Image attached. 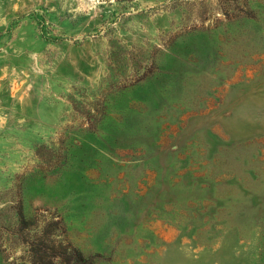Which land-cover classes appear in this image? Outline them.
<instances>
[{"label": "rangeland", "instance_id": "rangeland-1", "mask_svg": "<svg viewBox=\"0 0 264 264\" xmlns=\"http://www.w3.org/2000/svg\"><path fill=\"white\" fill-rule=\"evenodd\" d=\"M19 211L88 264H264V0H0V264Z\"/></svg>", "mask_w": 264, "mask_h": 264}, {"label": "trees", "instance_id": "trees-1", "mask_svg": "<svg viewBox=\"0 0 264 264\" xmlns=\"http://www.w3.org/2000/svg\"><path fill=\"white\" fill-rule=\"evenodd\" d=\"M16 219L17 234L25 242L30 264H88L89 259L80 249L58 238V222L26 228L29 221L22 211L17 213Z\"/></svg>", "mask_w": 264, "mask_h": 264}]
</instances>
